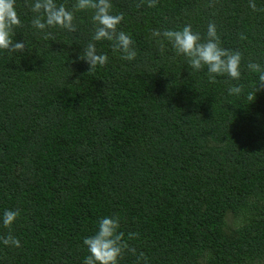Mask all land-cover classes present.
Returning <instances> with one entry per match:
<instances>
[{"label":"trees","instance_id":"trees-1","mask_svg":"<svg viewBox=\"0 0 264 264\" xmlns=\"http://www.w3.org/2000/svg\"><path fill=\"white\" fill-rule=\"evenodd\" d=\"M71 10L75 0H56ZM111 0L122 13L136 58L95 42L106 65L89 72L79 59L96 25L74 14L76 32L22 26L0 50V218L19 211L11 229L21 246L0 240V264H83L84 238L104 217L137 255L119 264H264V0ZM214 22L220 46L242 54L241 77L194 71L153 30L186 24L206 36ZM51 32L53 39H45ZM241 35L246 37L241 39ZM242 85L240 95L228 88ZM141 264H144L141 261Z\"/></svg>","mask_w":264,"mask_h":264},{"label":"clouds","instance_id":"clouds-1","mask_svg":"<svg viewBox=\"0 0 264 264\" xmlns=\"http://www.w3.org/2000/svg\"><path fill=\"white\" fill-rule=\"evenodd\" d=\"M147 3L148 7H155L157 0H140L137 8ZM25 6L33 13L31 26L37 30L59 28L69 32H76V25L73 23L74 14L80 11L90 10L92 21L96 25L91 41L84 47L79 59L84 60L89 65V72L107 64L108 57L98 54L95 42L109 41L114 53H122L121 58L127 61L134 60L137 52L133 48V41L130 35L118 26L124 19L122 13L113 14L111 0H75L69 10L65 4H57L56 0H25ZM249 7L256 11L253 0H249ZM22 26L21 19L16 10V0H0V50L9 53L23 51L25 44L14 42L12 37L14 30ZM152 36L158 38L156 43L161 51L164 42L171 45L177 56H184L188 66L194 71L207 69L209 83H216L217 76L227 75L232 80H239L241 77L242 54L239 51H230L220 46V38L214 22H210L207 27L206 36L202 37L199 32H193L192 25L186 24L180 29L163 31L153 30ZM45 39H53L51 32H46ZM245 39L243 35L240 37ZM247 69L258 74V82L254 92L248 95L249 100H253L255 93L264 90V68L258 63L249 62ZM243 92L242 85H235L228 88L229 95H240ZM19 211L5 210L2 218L4 228L11 229L12 224L19 216ZM120 223L118 218L104 217L98 222L97 231L83 240L88 255L84 258L83 264H119V260L125 252L137 255V250L132 247L128 240L135 239L137 233H129L128 240H125L124 233L119 232ZM0 240L7 246L19 248L21 242L11 234V231ZM147 264V257L143 252L137 256L136 264Z\"/></svg>","mask_w":264,"mask_h":264}]
</instances>
